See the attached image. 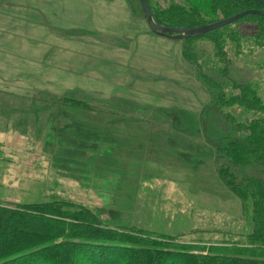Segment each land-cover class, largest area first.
<instances>
[{
    "label": "rangeland",
    "instance_id": "374dc122",
    "mask_svg": "<svg viewBox=\"0 0 264 264\" xmlns=\"http://www.w3.org/2000/svg\"><path fill=\"white\" fill-rule=\"evenodd\" d=\"M29 1L0 0V32L23 20L50 32L47 55H0V202L65 198L111 227L136 225L183 243L202 238L206 248L242 244L249 229L244 205L220 180L215 158L217 148L244 140L246 132L219 113L216 90L184 59V43L153 34L138 0ZM27 28L29 36L47 34ZM239 29L249 38L240 46L227 41L230 78L249 85L264 104V48L254 43L252 24L230 28ZM199 48L206 54L201 64L221 63L212 43ZM137 72L145 79L140 93L151 102L143 109L132 97L136 89L120 93L121 85L139 80ZM147 77L160 78L154 84ZM69 99L83 104L71 107ZM93 106L109 111L91 113ZM223 113L236 124L253 117L236 106ZM122 122L128 127H118ZM87 127L118 128L91 142L79 130ZM83 133V144L91 143L74 146ZM114 138L123 144H112ZM261 169L238 174L255 176Z\"/></svg>",
    "mask_w": 264,
    "mask_h": 264
},
{
    "label": "trees",
    "instance_id": "16d2710c",
    "mask_svg": "<svg viewBox=\"0 0 264 264\" xmlns=\"http://www.w3.org/2000/svg\"><path fill=\"white\" fill-rule=\"evenodd\" d=\"M147 1L156 24L178 29L214 24L247 10L264 12V0ZM243 22L255 27L252 39L264 48V17L260 15H248L204 37L181 40L184 59L195 66L201 82L215 88L219 113L233 123L235 130L246 132L244 140L233 139L217 148L215 158L220 180L244 205L249 229L241 234L246 237L242 244L206 248L202 238L196 244L183 243L179 238L136 225L130 229L111 227L90 209L69 199L49 196L45 201L25 204L0 202V264H264V104L249 85L231 80L230 66L234 62L225 50L227 41L240 46L241 40L249 38L248 31L230 30ZM202 41L214 45L215 57L223 66L212 61L209 66L207 62L201 64V58L206 57L199 48ZM230 86L232 90L227 92ZM234 89L240 90L239 95L233 93ZM82 104L78 99L68 101L74 108ZM233 106L251 112L253 117L236 124L234 116L223 113L224 108ZM89 111L105 114L109 109L93 106ZM128 123L122 122L118 127H128ZM118 127L95 135L101 140ZM112 144L123 142L114 138ZM252 166H261L260 174L239 176L240 168Z\"/></svg>",
    "mask_w": 264,
    "mask_h": 264
},
{
    "label": "crops",
    "instance_id": "0c3cea01",
    "mask_svg": "<svg viewBox=\"0 0 264 264\" xmlns=\"http://www.w3.org/2000/svg\"><path fill=\"white\" fill-rule=\"evenodd\" d=\"M6 22V21H4ZM21 24H18L20 26H14L16 28L19 29V34L17 33V31H15L14 27L11 28V30L9 32H0V42L1 40L5 41L3 43H1L3 45V48H0V55L3 57H17L18 55H21L19 52H23L25 54H28L29 51H31V53H42L44 55H47V51L44 50L46 48L47 42L44 40V38H47V35H49V30L48 28L43 29V27L40 26H35L32 25L30 23H28V21H21ZM5 24L10 25L9 21H7ZM27 26H30L31 30L30 31H35V32H44L47 33L46 35L42 36V37H37V36H33L31 34V36L28 35L29 29L27 28ZM14 40L13 44H10V42ZM6 41H8L6 43ZM19 43V47H17V44ZM24 56V55H23ZM139 74V80L141 82V79L145 80L143 76H141L140 72H137ZM160 77H147L146 83L149 81H153L154 84H156L158 82ZM138 81L136 82H130L128 83L126 86L122 87L121 85V97L126 96V93L123 89L127 88L128 89H136L135 95L132 97H135L137 102H140L139 104L142 106V109L149 106L150 105V100L148 99L147 96H144V94L140 93V91H144V82L140 83L138 85ZM107 81L104 82V84ZM134 84H136V86H134ZM115 85V84H114ZM116 86H120V85H116ZM119 95V93H118ZM128 97V96H127ZM127 99V98H126ZM133 103V102H132ZM88 130H85L86 132L84 133H89L92 138L91 142L95 141V132L91 130V128H88ZM79 130H84L82 128H80ZM84 133L80 134L78 137V140L75 142L76 145H78V147H85L88 146L90 143H85L83 144V142H85V137H84ZM112 145V144H111ZM115 150L114 148L110 149ZM78 152V151H76Z\"/></svg>",
    "mask_w": 264,
    "mask_h": 264
},
{
    "label": "water",
    "instance_id": "95a60500",
    "mask_svg": "<svg viewBox=\"0 0 264 264\" xmlns=\"http://www.w3.org/2000/svg\"><path fill=\"white\" fill-rule=\"evenodd\" d=\"M139 1L143 7V10H144V13H145V16H146V19H147V22L149 24L151 31L158 37H167L173 40H184L187 38L204 37L208 33L218 30L227 25H230L236 21H239L248 15H260L264 17V12L255 11V10H247L242 13L236 14L228 19L222 20L214 24L202 26V27L191 28V29L168 28V27H162L156 24V22L154 21L153 15H152L150 5L147 0H139Z\"/></svg>",
    "mask_w": 264,
    "mask_h": 264
}]
</instances>
